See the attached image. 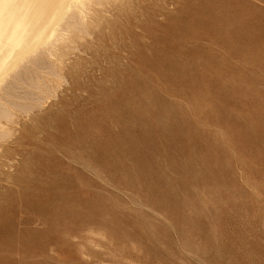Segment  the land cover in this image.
<instances>
[{
  "label": "rangeland",
  "instance_id": "1",
  "mask_svg": "<svg viewBox=\"0 0 264 264\" xmlns=\"http://www.w3.org/2000/svg\"><path fill=\"white\" fill-rule=\"evenodd\" d=\"M145 3L21 120L0 264H264V0Z\"/></svg>",
  "mask_w": 264,
  "mask_h": 264
},
{
  "label": "bare ground",
  "instance_id": "2",
  "mask_svg": "<svg viewBox=\"0 0 264 264\" xmlns=\"http://www.w3.org/2000/svg\"><path fill=\"white\" fill-rule=\"evenodd\" d=\"M145 2L0 0V175L6 161L22 156L21 120L32 117L36 120L35 125L30 123L32 129L38 131L39 113L58 96L62 85L80 76V69L71 67L73 58L83 59V53L114 41L118 32L139 27L135 18Z\"/></svg>",
  "mask_w": 264,
  "mask_h": 264
}]
</instances>
